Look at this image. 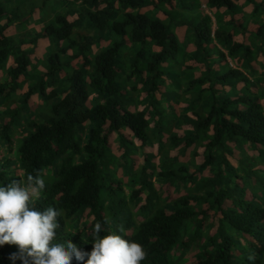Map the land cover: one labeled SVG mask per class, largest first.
I'll list each match as a JSON object with an SVG mask.
<instances>
[{"label": "trees", "instance_id": "trees-1", "mask_svg": "<svg viewBox=\"0 0 264 264\" xmlns=\"http://www.w3.org/2000/svg\"><path fill=\"white\" fill-rule=\"evenodd\" d=\"M60 3L0 5V185L41 176L85 252L99 223L141 264H264V0Z\"/></svg>", "mask_w": 264, "mask_h": 264}, {"label": "clouds", "instance_id": "clouds-1", "mask_svg": "<svg viewBox=\"0 0 264 264\" xmlns=\"http://www.w3.org/2000/svg\"><path fill=\"white\" fill-rule=\"evenodd\" d=\"M44 188V179L39 175H29L26 183L12 180L0 185V246H17L13 261L71 264L74 258L83 264H141L145 259L146 252L139 242L126 239L119 230L100 235L99 223L93 228L90 252L81 250L70 239L57 240L60 209L37 207Z\"/></svg>", "mask_w": 264, "mask_h": 264}, {"label": "rangeland", "instance_id": "rangeland-1", "mask_svg": "<svg viewBox=\"0 0 264 264\" xmlns=\"http://www.w3.org/2000/svg\"><path fill=\"white\" fill-rule=\"evenodd\" d=\"M59 2L60 0H45L43 3L42 0H0V5L4 7V14L10 19H15L17 12L24 11L27 14L23 15V19L27 18L29 14L31 22L34 25H39L51 20L48 16H53L57 10L64 11L65 5L60 3L58 6ZM29 11L31 12L29 13ZM19 138L20 135L15 133L13 143L18 142Z\"/></svg>", "mask_w": 264, "mask_h": 264}, {"label": "crops", "instance_id": "crops-1", "mask_svg": "<svg viewBox=\"0 0 264 264\" xmlns=\"http://www.w3.org/2000/svg\"><path fill=\"white\" fill-rule=\"evenodd\" d=\"M49 18L52 17V16H48Z\"/></svg>", "mask_w": 264, "mask_h": 264}]
</instances>
